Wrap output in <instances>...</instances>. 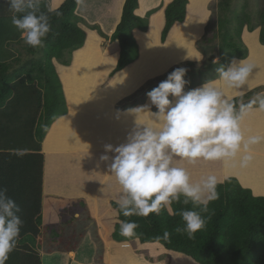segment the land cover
Masks as SVG:
<instances>
[{
    "label": "crops",
    "instance_id": "1",
    "mask_svg": "<svg viewBox=\"0 0 264 264\" xmlns=\"http://www.w3.org/2000/svg\"><path fill=\"white\" fill-rule=\"evenodd\" d=\"M46 1L49 8L53 9L58 6L62 0ZM124 1L125 0H108V3L105 5L111 3L110 8H107L106 11H100L96 10V6L92 0H84L83 5H81L80 2L78 3L76 11L78 10L83 13L84 16H87V11L91 10V12H93L96 10L93 15L98 16V22H93V27L95 25L99 26L105 34L110 36L120 21ZM169 1L170 0H139V5L135 10L137 15L144 16L148 11L153 10L149 16L147 32L139 30L134 31V36L140 47V58L118 72L104 87H102V83L107 77L108 72L116 64L119 45L116 41H110L98 34L96 35L94 33L96 28H91V30L88 25L80 21L79 25L87 30L85 44L74 51L70 56L65 54L60 58L52 59L56 74L60 79L63 93L66 97L68 111L65 115L60 116L51 124L45 138L40 143V153L43 155L41 177L42 210L44 199L47 195H59L69 197L70 199L81 198L84 202H81V204L89 208L92 216L91 219L96 227V233L95 236H92L89 232H86L82 236L79 235L80 238L78 242L75 243L73 241L70 244H62L61 241L63 239L69 240L72 235L68 236L67 233H62L65 236L60 237L59 235L62 234L57 233L54 239H58L61 245L59 247L55 245L43 247L41 241L43 234L41 229V233L35 241L29 239L23 242V244L27 243L29 247L38 252L41 264H196L192 262L190 257L166 249L158 242L140 243L136 241V245L132 246L128 242L109 240L106 238V229L101 221V216L108 210L111 202L115 201L119 193V185L115 181V178L109 175L110 173L108 172V165L111 161L105 162L100 159L102 155H109L110 157L113 155V153H106L105 145L111 144L115 147L126 142L127 136L134 126V116L129 110L149 103L148 96H146L145 101L140 103L139 96L130 99L134 95H137L136 92L139 91V88L149 79L159 77L167 72H172L174 66L185 62L187 57L173 56V59L169 61H164L163 59L156 60L155 56H153L152 59L148 58L149 60L143 57V46L139 43V36L141 34H150L152 24L155 20L156 30L154 31L155 40L153 41V45H155L156 40L159 44V33L163 23V7ZM188 1L186 20L183 23L175 24L171 31L175 27L180 28L182 36L178 41H175V44H177L178 47L184 44L186 46L189 45L190 48L194 49L196 57H203L195 48V42L205 31L209 14V0H200V3H198V10L195 11L191 17L189 13L190 0ZM79 16L81 19L85 18L80 14ZM90 31L99 39L101 38L98 42L97 52L92 54L93 50H90L92 46L90 43L86 49V53H88L87 56H85V58H80L81 63L78 64L79 61H76V53L86 47ZM245 33L247 32L240 31L244 42ZM252 33L254 32L250 34ZM101 40H103L104 47L102 50ZM165 43L163 45H165ZM258 46L264 49V45ZM3 47L7 52H1L0 50V54L4 56L2 57L0 55V101L4 100L6 103V101H8L12 95L15 96L16 93L22 94V98L18 101H28L29 99H27L26 93L22 87L12 86L16 84V81L26 79L28 76L26 70L30 69L27 63L31 65L34 63L37 65L34 61L41 55L39 51L37 52V49H33L25 44L20 37L9 43H5ZM246 57L248 59L251 58L249 45ZM258 58L259 59H257V57L254 58L253 61L249 59V62L251 61L250 63L258 65L261 69L258 70V72L257 67L254 69L252 88L264 85V82L260 83V81L263 80V76L261 78V76L258 75L264 67V57L259 56ZM188 61L197 62L195 59H188ZM67 62L69 63L68 65L63 64ZM157 62L161 64L166 63V65L159 66ZM202 62L201 60L198 66L188 65L185 68L187 72L191 73V70H198L201 68ZM158 66L160 68L162 66L163 68L159 69ZM149 67L151 71L148 70ZM145 71L146 73H144ZM147 72L149 73L147 74ZM124 74L125 76L128 75V77H125ZM30 76L31 74H29V77ZM118 77H120V80ZM122 77H125L124 80H122ZM139 77H141L140 81ZM187 78L190 79L191 75H186L185 79L187 80ZM256 78L261 79L256 80ZM205 80L206 79H200L199 81L197 80L198 82L194 81L191 86H187L186 90L201 86ZM23 82L26 83L28 81ZM257 93L264 94V88L260 87ZM5 96H7V98H5ZM252 97L253 96L244 100V102L246 103ZM27 105L28 102L24 103L21 106L22 108L17 109V112L26 115L25 106ZM153 111H156V109L153 108ZM243 127L248 130L249 134L264 133V112H249L243 120ZM5 138H3L2 141H10L9 137H7V139ZM15 141L17 140L15 139L13 142ZM46 148H48V150ZM20 151L27 152L23 149H20ZM260 154L264 156V144L254 146V156L256 157ZM261 157L259 161L263 163L264 160H261ZM204 168L205 169L191 171L193 180H198L201 176L207 175L208 173L206 170L210 171L209 173H215L222 180L231 175L238 179L237 175L244 177L250 174V172L245 170L242 173H237V175H228L226 168L224 166L222 167L221 161H219L215 169L206 166ZM254 172L264 176L263 170ZM239 183L241 186L249 188L253 195L264 196V194L256 193L261 191L264 183L263 185H254L253 187L248 183L243 184L240 181ZM68 214L71 215L70 219L74 220L79 218L78 210L73 205ZM99 245L102 249L101 253L97 251Z\"/></svg>",
    "mask_w": 264,
    "mask_h": 264
},
{
    "label": "trees",
    "instance_id": "2",
    "mask_svg": "<svg viewBox=\"0 0 264 264\" xmlns=\"http://www.w3.org/2000/svg\"><path fill=\"white\" fill-rule=\"evenodd\" d=\"M212 2L228 7L230 0H211L208 7ZM78 3L79 0H62L52 9V31L44 47L37 49L41 55L34 61L37 65L27 63L30 67L26 70L28 76L26 79L16 81L12 86L22 87L29 100L18 101L22 98V94L16 93L6 103L4 100L0 101L2 103L0 104V187H6L8 195L20 206L22 210L20 215L24 222L17 247L9 255L6 264H41L38 252L23 242L29 239L35 241L42 229L40 219L43 155L40 153V143L51 124L68 111L52 59L60 58L65 54L72 55L85 44L87 39V30L73 20ZM188 3V0H170L164 5L163 23L159 33L160 45L168 40L175 24L186 20ZM138 5L139 0L124 1L120 21L114 32L108 36L110 41L118 43L119 53L116 64L108 72L102 87L106 86L118 72L140 58V47L134 31L147 32L149 16L153 10L140 16L135 13ZM41 7L44 11L49 9L46 0H42ZM56 12H60L61 15L57 16ZM0 14V50L7 52L3 45L18 39L20 33L11 24V13L7 10L5 0H0ZM260 19L259 42L264 45V11L261 12ZM210 21H207L203 35L195 42V48L203 55L201 68L196 70V73L208 71V66L213 69L215 64L228 65L233 58L242 59L247 55L246 49L227 35L228 44L224 46L229 50L214 56L219 59L218 63H215L214 57L209 56L202 47L212 31V27H209ZM91 28H96L99 36L107 37L99 26ZM240 29L242 28L238 29L239 32ZM253 29L249 26L250 31ZM228 32L229 29L226 30V33ZM224 46L220 45L218 49H224ZM0 55L4 57L3 54ZM168 74L167 72L149 79L139 88L137 95L130 99L139 96V103L145 101L150 89L157 87ZM213 77L214 74L211 75V78ZM259 90L260 86L252 88L243 100L255 95ZM27 102L26 115L18 113L17 109L22 108L21 106ZM7 137L9 142L2 141ZM15 139L17 141L13 142ZM20 149L27 152H21ZM217 190L220 194L219 199L209 205L211 219L204 229L195 233L193 238L175 231L176 227L184 226L179 215L180 211L191 208V204L174 202L169 208H163L159 215L124 217L118 215L115 201L111 202L108 210L101 216L106 229V238L116 242H128L132 246L136 245V241L158 242L166 249L190 257L196 264H264V196L253 195L249 188L241 186L239 180L233 176L225 178ZM117 220L137 222L139 224L136 229L137 235L134 237L120 235ZM165 230L170 233L168 240L162 238Z\"/></svg>",
    "mask_w": 264,
    "mask_h": 264
},
{
    "label": "clouds",
    "instance_id": "3",
    "mask_svg": "<svg viewBox=\"0 0 264 264\" xmlns=\"http://www.w3.org/2000/svg\"><path fill=\"white\" fill-rule=\"evenodd\" d=\"M79 2L83 5L84 0ZM5 3L11 24L25 44L33 49L44 47L52 31V9L42 10V0ZM186 59L199 63L203 57L188 55ZM254 69L247 57L233 58L228 65H219L213 78L186 90L190 84L185 79L187 69L178 67L147 93L148 104L129 110L134 126L126 142L105 145L106 153L113 155L100 157L111 161L108 172L119 185L115 198L118 215H159L163 208L182 202L192 207L180 211L184 226L175 231L193 238L206 227L211 219L209 205L219 199L217 189L223 180L215 173L193 180L180 161H222L226 167L244 168L254 159V146L264 144V133L249 134L243 127L249 112H264V94L256 93L246 103L243 100L253 87ZM21 211L8 189L0 187V264H6L17 247L24 223ZM117 223L120 235H137V222ZM169 236L165 230L162 238L168 240Z\"/></svg>",
    "mask_w": 264,
    "mask_h": 264
},
{
    "label": "rangeland",
    "instance_id": "4",
    "mask_svg": "<svg viewBox=\"0 0 264 264\" xmlns=\"http://www.w3.org/2000/svg\"><path fill=\"white\" fill-rule=\"evenodd\" d=\"M210 1L211 0H209L208 2ZM92 2L95 4L96 10H100V11H106L107 8H110L111 6V3L108 5H105L106 3H108V0H92ZM208 9H209V14H208L207 20L209 21L211 20L209 27L210 28L212 27V31L210 32V35L207 38V42H206L207 45L205 43V45H203L202 47L209 56L214 57V56H217V54H220V53L223 54V51L229 50L228 48L225 47L228 44L229 35L230 37H232V41L234 40V42H236L237 44H241L246 49V53L248 54V44L243 41V38L241 37L242 35L238 31L239 28H242L240 29L241 31L247 32L245 33V35H248L251 32H254V34L256 33L255 34V36L257 37L256 43L261 46L263 45L258 40V32H259V22L261 20L260 14L262 11H264V0H230L228 7L222 6L218 2H212L210 6L208 7ZM96 10H94L93 12H91V10L87 11L86 13L87 16H84L83 13L77 10L75 12L76 15L73 17L74 18L73 20L76 22L81 21V23L88 25L89 28L91 29V27H93L92 23L98 22V16L93 15ZM194 12H195V9H192L190 7V10H189L190 17ZM79 14L85 17L86 19L85 18L81 19ZM210 15H212L211 18H209ZM226 23L228 24V28H227L229 29L228 33H226V30H227ZM249 26L254 28L251 32H249L250 31ZM155 30H156V22L154 20L152 27H151L150 34L148 35L141 34L139 36V41L143 46V53L145 52L147 47L158 46L160 48L159 52L164 56L165 59L167 58L166 60H168V58L169 60H171L173 59V56L182 54L181 51H177L175 50V48H173L177 46V44H175V41H178L182 36L180 28L175 27L172 30L165 45H159L157 40L155 42V45H153V41L155 40L154 38ZM94 33L97 35L98 34L97 30L94 31ZM105 38L108 39V35ZM244 39H245V36H244ZM101 42H102L101 43L102 44L101 50H102L104 48L103 40H101ZM220 45L222 46L225 45L224 46L225 48L218 49ZM95 53L93 52L92 54H95ZM213 61L214 62L219 61V59L214 57ZM199 63L194 62V61H188V59H186L185 62L176 64L173 70L178 67L185 68L188 65L198 66ZM218 66L219 64H215L213 66V69H211L210 66H208L207 67L208 71H202L199 73H196V70H191V73L187 72L186 75H189V74L191 75L190 79L187 78V80L190 81V84L188 86H191V84H193L194 81L198 82L200 79H210L211 75L213 74L215 76V69ZM256 67H257V72L258 70H261L258 65H256ZM263 70H264V67L262 68V71L259 72L260 74H258L259 76H261V78L263 76V80L260 81V83L264 82V73H262L264 72ZM257 80H259V78ZM260 87L264 88V85ZM260 157H261V160H264V156L260 154L259 156H256V157L254 156V159L250 162V166L252 168L253 174H248V175H245L244 177L237 175V173L239 174L247 170L249 166L244 167V168H241L239 166L227 167L226 172L228 175L236 174L240 182L242 180L243 184L248 183V184H251L253 187L258 181L260 180L264 181V176H261L254 172L255 170L264 171V162L262 163L261 161H259ZM189 173L191 174V171H189ZM191 176L193 178L192 174ZM259 177H262V178H259ZM256 193L264 194V185L261 191L256 192ZM81 202H82L81 198L70 199L69 197H64V196H59V195H47L45 197L43 210H42L43 211L42 217L40 219L41 224H42V234L43 235L41 234L42 235L41 241L43 243V247L54 246V245L59 247L61 243L58 242V239L57 240L54 239V236H56L57 233L58 234L67 233L68 236L72 235L70 237L71 240L63 239L61 241L62 244H70L73 241L76 243L78 242L80 238L79 235L82 236L86 232H89L90 235L95 236L96 227L94 225L93 220L91 219L92 216L90 214L89 208L82 205ZM72 205L75 206V208H77L78 210V213H79L78 219H74V220L70 219L71 215H69L68 212H70V210L72 209ZM59 236L63 237L65 235L62 234ZM97 251L101 253L102 249L100 248V245L98 246Z\"/></svg>",
    "mask_w": 264,
    "mask_h": 264
},
{
    "label": "bare ground",
    "instance_id": "5",
    "mask_svg": "<svg viewBox=\"0 0 264 264\" xmlns=\"http://www.w3.org/2000/svg\"><path fill=\"white\" fill-rule=\"evenodd\" d=\"M198 3H200V0H190V6L189 7H191L192 9H195V11H197L198 10ZM202 3V2H201ZM257 37L255 36V34L254 33H252V34H249V36L248 35H245V42L250 46V50H251V58H249V59H251V61H253L254 60V58H256L257 57V59H259L258 57L259 56H263L264 57V49H261L260 47H258V44L256 43V41H257V39H256ZM101 39V38H100ZM100 39L92 32V31H90L89 32V38H88V40H87V44H86V47L83 49V50H81L80 52H78V53H76V61L78 62V64H80L81 63V60H80V58H85V56H87V54L88 53H86L87 51H86V49L88 48V46H89V44L91 43V49L90 50H93V52L95 53V52H97V47H98V42L100 41ZM173 48H175V50H177V51H181L182 52V54H178L177 56L179 57V56H181V57H186V56H195L196 54H195V52L193 51V49H191L190 48V46L188 45V46H186L185 44L183 45V46H181V47H178V46H176V47H173ZM159 47L158 46H153V47H147L146 48V50H145V52H144V59H148V58H150V59H152L153 58V56H155L156 57V60L157 59H163L164 61H168L169 60V58H168V60H166L165 58H164V56L159 52ZM149 60V59H148ZM147 60V61H148ZM155 60V61H156ZM146 61V60H145ZM154 61V62H155ZM250 61V62H251ZM141 62V61H140ZM150 62V61H149ZM159 62H160V60H159ZM141 63H144V62H141ZM147 63V62H146ZM164 63V62H163ZM145 64V63H144ZM157 64H159V66L160 65H166V63H164V64H161V63H158L157 62ZM157 64H155V65H157ZM100 66V65H99ZM98 66V67H99ZM148 66V65H147ZM152 66H154V65H152ZM158 66V67H159ZM84 67V66H83ZM157 67V68H158ZM155 68V67H154ZM156 68V69H157ZM163 67L161 66V68L159 67V69H162ZM75 69V68H74ZM166 69V68H165ZM164 69V70H165ZM73 70V69H72ZM71 70V71H72ZM130 70V69H129ZM136 70V69H135ZM147 70V69H146ZM148 70L149 71H151L150 70V67L148 68ZM128 71V70H127ZM141 71V70H140ZM139 72V71H138ZM125 73V72H124ZM144 73H146V71L144 72ZM149 72H147V74H148ZM154 73H155V71H154ZM69 74V73H68ZM126 74V73H125ZM125 74H124V76H125ZM127 74H129V73H127ZM132 74V73H131ZM143 74V73H142ZM153 74V73H152ZM98 75V74H97ZM101 75V74H100ZM151 75V74H150ZM93 76V75H92ZM130 76V75H129ZM144 76V75H143ZM125 77H128V75L127 76H125ZM124 77V78H125ZM135 77H136V75H135ZM66 78V77H65ZM120 77H118V79H119ZM123 78V77H122ZM124 78L122 79V80H124ZM134 78V77H133ZM144 78H146V77H144ZM120 80V79H119ZM134 80V79H133ZM141 80V77H139V81ZM256 80H257V78H256ZM259 80H260V78H259ZM116 82V81H115ZM114 82V83H115ZM66 83V82H65ZM119 83V82H118ZM120 85V84H119ZM123 87V86H122ZM125 89V88H124ZM123 126H125V125H123ZM121 128V127H120ZM121 130V129H120ZM122 131V130H121ZM109 139V138H108ZM51 141V140H50ZM49 141V142H50ZM58 142V141H57ZM53 144V143H52ZM54 145H57V144H54ZM98 146V145H97ZM56 147V146H55ZM47 150H48V148H46ZM50 150V149H49ZM98 150V149H97ZM79 151V150H78ZM180 163L182 164V166H184V167H186L187 169H188V171H192V170H200V169H205L204 167L206 166V167H208V168H217V166H218V164H219V161H206V160H197L195 163H189V162H187V161H180ZM221 165H222V167L224 166L225 168H227L226 166H225V164L221 161ZM249 167H248V169L246 170V171H248V172H250V174H253V171H252V168H251V166H250V163H249V165H248ZM255 171H258V170H255ZM260 171V170H259ZM206 172L209 174V172L210 171H208V170H206ZM260 178V177H259ZM241 183H243V181L241 180ZM263 183H264V181H258L255 185L256 186H260V185H263ZM99 210V209H98ZM99 212V211H98Z\"/></svg>",
    "mask_w": 264,
    "mask_h": 264
}]
</instances>
